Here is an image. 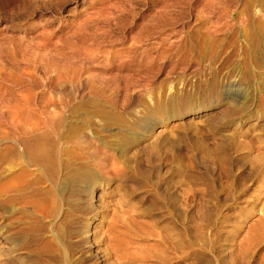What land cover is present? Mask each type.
I'll use <instances>...</instances> for the list:
<instances>
[{
  "label": "rangeland",
  "instance_id": "1",
  "mask_svg": "<svg viewBox=\"0 0 264 264\" xmlns=\"http://www.w3.org/2000/svg\"><path fill=\"white\" fill-rule=\"evenodd\" d=\"M3 130L0 264H264V0H0Z\"/></svg>",
  "mask_w": 264,
  "mask_h": 264
},
{
  "label": "bare ground",
  "instance_id": "2",
  "mask_svg": "<svg viewBox=\"0 0 264 264\" xmlns=\"http://www.w3.org/2000/svg\"><path fill=\"white\" fill-rule=\"evenodd\" d=\"M3 69V68H2ZM63 73V72H62ZM43 110V109H42ZM4 131V130H3ZM16 133H20V130H16ZM27 134V131L21 132L20 134ZM69 133V132H68ZM13 135V134H12ZM46 135V134H45ZM0 136H5L7 138H10L11 135L9 136V132L4 131V133H0ZM13 138V137H12ZM15 138V137H14ZM13 140V139H12ZM75 140V139H74ZM17 145H20V147H22V153L21 155L26 156L27 161H29L30 163L35 162L37 163H41V161H46L48 159H50V153L51 152V145L47 144V142H44V139L42 140V137H38V138H26V139H20V140H15ZM7 149V148H6ZM53 150V149H52ZM49 163H51V160L49 161ZM34 164V165H36ZM49 165V164H48ZM39 166V165H38ZM84 167V166H83ZM46 168V167H44ZM51 168V167H50ZM39 169V168H38ZM44 170V169H43ZM90 173V172H89ZM80 175V174H79ZM84 175V174H83ZM88 175V174H87ZM85 176V175H84ZM84 180L86 178H83ZM82 179V180H83ZM83 180V181H84ZM86 182V181H85ZM16 185V184H15ZM18 185V184H17ZM36 186V185H35Z\"/></svg>",
  "mask_w": 264,
  "mask_h": 264
}]
</instances>
